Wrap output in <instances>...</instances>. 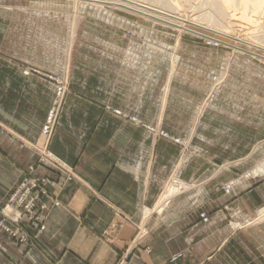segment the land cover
Here are the masks:
<instances>
[{
  "label": "rangeland",
  "instance_id": "rangeland-1",
  "mask_svg": "<svg viewBox=\"0 0 264 264\" xmlns=\"http://www.w3.org/2000/svg\"><path fill=\"white\" fill-rule=\"evenodd\" d=\"M178 1L141 2L260 47L237 41L234 48L109 4L0 0V65L18 66L23 75L39 76L52 94L39 136L29 145L35 162L10 193L14 201L9 202V196L0 205V233L10 245L28 249L41 245L52 209L68 208L59 193L76 176L50 149V141L70 93L84 91L87 82L102 81L94 78L101 72H111L119 84L149 82L155 87L156 119L162 113L164 118L142 120L146 97L139 109L106 102L104 110L151 139L171 142L183 163L197 168V181L184 180L178 164L159 189L157 202L170 179L188 186L171 196L200 189L204 205L196 208L198 224L206 228L221 223L264 262V221L256 219L264 208V172L258 169L264 161V0L253 6L262 14L251 29H243L245 33L222 18L221 8L211 7L212 0H190L180 10ZM45 126L50 130L44 135ZM163 205L156 203L158 208ZM131 252L124 251L115 264H128Z\"/></svg>",
  "mask_w": 264,
  "mask_h": 264
},
{
  "label": "crops",
  "instance_id": "crops-1",
  "mask_svg": "<svg viewBox=\"0 0 264 264\" xmlns=\"http://www.w3.org/2000/svg\"><path fill=\"white\" fill-rule=\"evenodd\" d=\"M21 69L0 65V205L35 162L29 145L37 140L52 99L39 76ZM94 78L102 81L87 82L84 91L67 97L50 141L76 176L59 193L68 208L52 209L42 244L31 249L10 245L0 233V264H115L127 250L133 253L128 264H264L221 223L198 224L196 208L204 205L200 189L156 207L159 189L178 164L184 180L197 181V168L183 163L171 142L151 139L103 108L107 102L139 109L146 97L140 117L160 121L164 113L156 119L155 87L119 84L111 72Z\"/></svg>",
  "mask_w": 264,
  "mask_h": 264
},
{
  "label": "bare ground",
  "instance_id": "bare-ground-1",
  "mask_svg": "<svg viewBox=\"0 0 264 264\" xmlns=\"http://www.w3.org/2000/svg\"><path fill=\"white\" fill-rule=\"evenodd\" d=\"M89 2L91 4H109L112 6H118L121 9L124 8L130 13L141 15L147 19H151L152 21H158L160 24L166 23V25H170L171 27L176 28L179 32L187 31L190 34H194L195 36H202L206 38L207 40H211L213 42H221L222 44H229L233 46L234 48H237L236 45H234V42H240V43H248L251 46H255L259 48L257 44L249 43L245 40L238 39V38H232V36L220 32V31H214L207 26H200L199 24H196L195 22H189L180 20L177 16L174 17L170 13H167L164 8H158L154 6L153 4H149L146 2H141L142 0H74V2ZM159 0H153V2H158ZM190 0H180L177 3V7L180 10V8L184 9L186 8V5L188 4ZM211 2V1H210ZM259 0H212L211 7L215 9H220V15L222 18H224L229 24L235 27H241L242 31L245 33L243 29H251V25L254 21H256V18L258 15H261L262 12H257L256 10H252L253 6L258 3ZM145 3V4H143ZM256 8V5H255ZM169 12V11H168ZM186 17V16H185ZM194 21V19H193ZM157 22V23H158ZM201 24V23H200ZM164 25V24H163ZM247 25V26H246ZM249 26V27H248ZM255 27V26H254ZM253 27V28H254ZM233 28V27H232ZM213 29V28H212ZM238 29V28H237ZM240 30V29H238ZM237 31V30H235ZM239 32V31H238ZM248 31H246L247 33ZM217 34V35H215ZM217 37H223L230 41V43L223 42L222 40L218 39ZM238 37V36H237ZM257 42V41H256ZM258 43V42H257ZM249 45V46H250ZM263 48V47H262ZM174 58V57H173ZM264 59V56L262 57ZM173 60V59H172ZM174 65V64H173ZM174 68V67H173ZM259 171L264 172V161L259 165L258 167ZM256 171V170H255ZM175 177V176H174ZM176 180V179H175ZM187 184L183 183L182 181H173V179H170L164 186L163 191L161 192L157 204L159 207H161L167 199L175 194L178 193L181 189L187 188ZM257 221H264V208L263 210L258 214ZM255 219V220H256ZM263 224V223H262ZM242 227V226H241ZM264 244H262L263 246Z\"/></svg>",
  "mask_w": 264,
  "mask_h": 264
},
{
  "label": "built area",
  "instance_id": "built-area-1",
  "mask_svg": "<svg viewBox=\"0 0 264 264\" xmlns=\"http://www.w3.org/2000/svg\"><path fill=\"white\" fill-rule=\"evenodd\" d=\"M49 120H50V117L48 118V121ZM48 130H50V129H48V126L43 127L42 134H44V135L47 134ZM25 182L28 183V181H25ZM20 189L23 190V186L22 185L20 186ZM14 197H15L14 195L10 196L8 201L9 202H13L14 201Z\"/></svg>",
  "mask_w": 264,
  "mask_h": 264
}]
</instances>
